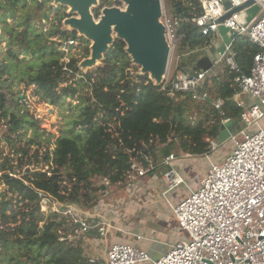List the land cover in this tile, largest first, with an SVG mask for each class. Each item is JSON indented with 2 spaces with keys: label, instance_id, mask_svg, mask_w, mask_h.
<instances>
[{
  "label": "trees",
  "instance_id": "obj_1",
  "mask_svg": "<svg viewBox=\"0 0 264 264\" xmlns=\"http://www.w3.org/2000/svg\"><path fill=\"white\" fill-rule=\"evenodd\" d=\"M167 1L173 14L186 19H194L203 11L199 0ZM114 3L100 0L93 10L96 19L102 9ZM38 10L27 15V25ZM179 35L183 39L178 45V58L186 62L185 67L195 69L191 72H198L194 62L213 37L204 36L191 22L179 28ZM67 37L85 44L80 58L71 57L69 63H64L65 53L58 43L46 40L29 48L37 74L23 82L26 89L34 88L42 102L53 106L75 98L78 85L87 89L89 97L78 99L69 134L60 136L53 146L33 137L24 144L18 140L17 147L16 134L24 130V124L11 112L5 94L0 95V121H4L6 133L1 139L12 150L0 165V186L4 187L0 190V253L5 264H91L80 245L61 240L66 221L58 214L43 212V203L50 206L56 202L90 212L99 203L98 194L104 192L102 186H95L96 179L116 186L126 182L137 160L147 168L146 158L160 164L179 153L206 155L211 142L219 139L223 120L231 119L242 126L243 110L235 101L239 94L235 78L249 75L259 52L247 35L236 37L232 54L240 72L231 71L224 63L214 67L222 72L208 73V99L195 102L189 95L172 97L170 83L163 90V85H156L148 74L138 75L139 69L121 39L114 42L99 67L77 80L80 61L90 55V43L78 37L76 31ZM23 43L29 46L26 36ZM183 69L180 63L175 73ZM4 83L0 82L2 88ZM218 99L224 102L220 110L214 105ZM194 108L200 113L197 116L192 112ZM164 168L158 167L156 174Z\"/></svg>",
  "mask_w": 264,
  "mask_h": 264
},
{
  "label": "built area",
  "instance_id": "obj_2",
  "mask_svg": "<svg viewBox=\"0 0 264 264\" xmlns=\"http://www.w3.org/2000/svg\"><path fill=\"white\" fill-rule=\"evenodd\" d=\"M163 1L159 21L165 29V40L174 58L183 39L179 35V28L184 23H194L204 36L214 38L221 25L218 21L229 11L250 0H199L203 11L194 19H186L177 14L169 15ZM255 1L260 6V12L250 25L245 27L237 22L240 13L233 14L223 22L234 39L216 64L224 63L231 71L240 72L232 54V44L238 36L247 35L259 47L249 75L239 74L235 78L239 89L235 101L243 110L242 126H237V135L242 136L241 141L220 161H210L209 169L197 188L189 189L188 195L175 205L171 203L170 196L186 186L187 181L174 166L177 156L170 155L163 160V165L168 169L162 176L164 187L161 197L171 206L179 228L188 238L179 239L171 245L168 253L155 260L147 251L134 244L114 243L104 260L92 257L89 258L91 264H264V0ZM225 2L231 3L229 10L225 9ZM75 44V40L67 42L68 46ZM209 45L207 43L203 49H207ZM208 73L179 71L174 73V78L168 74L161 85L166 90L171 84L172 97L189 95L193 101L202 102L208 99L207 93L202 92ZM223 103L222 99H218L214 103L215 108L220 110ZM226 122L234 123L231 119H226L222 124ZM221 145L219 139L212 141L210 151L204 156L209 159L219 152ZM146 160V169L137 162L132 164L126 180V191L131 197L138 193L143 195L147 185L146 177L155 169L153 160ZM40 196L49 199L44 194ZM42 210H50L67 219L68 223L72 222L73 226L76 225L77 228L71 231L75 238L92 231L104 238L108 229L113 228L111 223L103 219L77 214L72 206L56 202L49 206L44 202ZM73 234L66 237L63 235L61 240L72 242ZM142 239V236H137L138 241Z\"/></svg>",
  "mask_w": 264,
  "mask_h": 264
},
{
  "label": "rangeland",
  "instance_id": "obj_3",
  "mask_svg": "<svg viewBox=\"0 0 264 264\" xmlns=\"http://www.w3.org/2000/svg\"><path fill=\"white\" fill-rule=\"evenodd\" d=\"M113 1H115V3L112 7H118L126 11L128 10V4L125 1ZM163 4L168 14H173L170 3L167 0H164ZM99 5L100 0H97L91 7L94 20H99L102 17L104 9L111 8L106 7L102 9L100 17L96 19L93 10L99 7ZM38 7L39 10L35 14V19L27 25V15L36 11ZM72 18H78L81 20L78 12L73 11L71 6L63 5L55 0H0V73L4 71L3 79H0V82L4 80L6 81L3 88L0 84V95L5 94L6 104L9 106L11 112L15 113L24 124V130L17 132L16 134L17 147L20 145V142L24 144L33 137L36 139L40 137L43 144H46L49 141L51 146H53L60 136L69 134L72 129V121L75 118V113L77 111V108L75 107L79 104L78 99L81 96H83L84 99L89 97L87 89L83 85H78V92L75 98H66L60 105L53 106L42 102L34 92V88L30 87L26 89L25 83L23 82L29 77L37 74L34 66V58L30 49L37 47L46 40H52L58 43L59 50L65 53V57L62 60L64 63H69L71 57L80 58L85 44L81 41H76L75 45L68 46L67 42L70 39H67V36L68 33L72 31H76L78 37L85 38L90 43V55L88 58L80 61V72L76 74V79L81 80L83 75L86 73H92L103 63L107 53L104 52L100 57L94 59L93 47L95 42L89 40L84 33L75 30L71 24L67 23V21ZM112 31V41L109 44L110 48L116 40L120 39L119 34L114 28ZM24 36L27 38L28 47L23 43ZM128 48L129 47L126 43V52L128 51ZM128 55L131 57L133 64L139 69L137 74L143 75L141 74L142 67L134 62L131 54ZM178 55L179 51L177 49L174 58H172L170 69L165 77H167L168 74L173 76L178 65L184 62L178 58ZM188 63L191 64L193 61L189 60ZM185 68L191 69L192 67L184 66V69ZM213 69L211 70L212 73L214 72ZM153 81L158 85L155 80ZM63 86L66 87L68 84L64 83ZM242 98L248 100L246 96H243ZM192 112L194 116L200 114L197 112L196 108H194ZM4 131V121H0V165L3 164L2 158L12 153L9 144L1 139L2 137H5L3 135H6ZM241 139L242 136L240 134L231 137L225 143H222L219 152L210 156L209 159L205 156L190 157L187 154L179 153L177 157L182 161L181 164L183 168L181 171L184 172L187 183L192 186V188L197 186L207 173L210 161L218 162L223 159L234 149L235 144L239 143ZM137 163L142 166L143 169H146L143 162L137 160ZM12 164L16 165V162H13ZM31 167L33 168V166ZM161 171L162 174H164L166 170L164 168V170ZM94 184L95 186H102L104 192L98 194L99 203L95 206L93 211H95L98 218L106 219V221L108 220V223H111L113 226V229H110V234L106 240L115 235L117 237L125 236L127 228L133 227V221L130 218L123 217V215L118 219L116 213L122 212L124 214V210L126 209V205H123V203H125L124 199H126L127 195L126 182L113 186L107 181L96 179ZM3 188V186H0V190ZM181 189H183L185 191L184 193L188 195L184 188ZM179 190L170 196L171 203L174 205L187 196L186 194L184 196H179V193L183 192H180ZM161 192V187H153V189L143 190V195H146L144 201L148 198L147 202L149 203L152 201L153 204L149 203L150 205H146L141 212L150 214L148 215V220L154 224L153 226H155V229L158 228L157 223L160 222V229H158L165 234L170 233V237L168 236L169 238L173 235L174 243L175 240L178 241L179 239L188 238L187 234L179 228L175 215H172L171 206L168 207L167 203H164V200L161 197ZM141 203H143V201ZM75 210L79 211L78 208H75ZM43 212L48 214L50 210H43ZM108 212L109 214H107ZM161 213L165 215L164 219L166 223L164 225L160 220ZM77 214L80 213L77 212ZM117 220L120 223L118 225ZM65 221L66 228L64 227L63 235L66 236L73 234L71 231H73L72 229H74L75 226H73L72 222L68 223L67 219H65ZM73 236L72 243L81 246L82 238H75V234H73ZM5 263L6 261L3 260L2 254L0 253V264Z\"/></svg>",
  "mask_w": 264,
  "mask_h": 264
},
{
  "label": "water",
  "instance_id": "obj_4",
  "mask_svg": "<svg viewBox=\"0 0 264 264\" xmlns=\"http://www.w3.org/2000/svg\"><path fill=\"white\" fill-rule=\"evenodd\" d=\"M55 1L71 6L73 11L78 12L81 20L72 18L67 23L95 42L94 59L109 51L114 28L120 39L127 43L129 47L127 53L131 54L134 62L142 67L141 74L150 75L151 80L155 79L158 85L163 83L170 69L172 56L165 40V29L159 21L162 15V0H116V2L125 1L128 4V10L118 7L106 8L99 20H94L91 12V7L97 0ZM224 7L229 10L231 3L225 2ZM259 12L260 6L255 0H250L226 13L218 21L221 24L218 35L221 38L216 42L213 39L209 48L200 51L195 68L199 71L210 72L225 53L226 47L232 43L234 35L231 34L229 28L223 25V22L231 18L233 14L240 13L237 22L246 27L257 18ZM181 65L184 67L185 63ZM184 71L190 72L188 68ZM209 81L210 79L207 78L202 89L203 93H206ZM235 135H237L236 124L226 122L221 125L219 134L221 143H225Z\"/></svg>",
  "mask_w": 264,
  "mask_h": 264
},
{
  "label": "crops",
  "instance_id": "obj_5",
  "mask_svg": "<svg viewBox=\"0 0 264 264\" xmlns=\"http://www.w3.org/2000/svg\"><path fill=\"white\" fill-rule=\"evenodd\" d=\"M220 38H221L220 35L217 34L216 37L213 38L214 42L218 41ZM209 47H210V45H209ZM221 64H218V65H221ZM218 65H216L215 67H217ZM194 66H195V62H194ZM189 70L191 72L195 69L191 68ZM213 71L215 73H218V72L221 73L222 69H215L214 68ZM183 72H185L184 69H183ZM246 101H248V100L246 99ZM262 126L264 127V122L262 123ZM181 163H182V161L177 159V161L174 162V166L177 167L180 170V172L185 176L184 172L181 171L183 168ZM154 164H155V162H154ZM158 167L159 168L166 167L165 165H163V160L160 164L155 165V169H154L155 173L152 172V173H150V175H148V177H146V179H147L146 184L147 185L145 186L144 190L153 189V187H155V188L161 187V189H163L164 186L162 183V176H163L162 171L160 170V172L157 174L155 171ZM166 169H168V167H166ZM186 181H187V179H186ZM197 186L192 188V186H190L187 183L186 186L181 187V188H184L186 190V192L189 193V189L193 190V189L197 188ZM181 188H180V190L179 189L178 190L180 192H182V191L183 192L179 193V196H184L186 193H184L185 191ZM145 197H146V195H142L141 193H138V195H135V197H131L129 195V193H127L126 199H124L125 203H123L124 206L126 205V209L124 210V214L122 212L116 213V217H118V219L120 218V216L123 215V217L125 216V218H130L133 221L132 222L133 227L127 228V231L125 232V236L117 237L115 235L114 237H110L106 240V238L110 234L109 233L110 229H108L107 235L104 238H101L99 236L98 232H96V231H92L91 233L81 237L82 238L81 247L83 248L84 253L86 254V257H88V258L95 257L97 259L104 260L107 256V251L109 250L111 245L114 243H119V242L134 244L137 247L144 249L145 251H147L149 253L151 258L154 260L159 259L160 257H162L163 255H165L166 253L169 252L171 245H173V243H174L173 235L171 238H169L170 233L165 234V233L161 232L159 230L160 229V222L157 223L159 229L158 228L155 229L154 228L155 226H153L154 224L148 220V215H150V214H148L146 212H143V213L141 212V210H143V208L146 205L153 204L152 201L149 202L150 204L147 202L148 198L144 201ZM142 201H143V203H141ZM164 203H166V201H164ZM167 206L169 207L170 205L167 204ZM171 211H172V215H173L174 214L173 210L171 209ZM77 212L80 214H83L85 217L98 218L95 214V211H90V212L85 211L84 212L83 210L79 209V211L77 210ZM107 214H109V212ZM164 216L165 215L163 213H161L162 218L160 217V220L162 221L161 223H163V225L166 223ZM105 221H106V219H105ZM117 222H118L117 225L120 224L118 220H117ZM111 232H113V231H111ZM138 235L142 236L143 239L138 241L137 240ZM175 242H176V240H175Z\"/></svg>",
  "mask_w": 264,
  "mask_h": 264
},
{
  "label": "bare ground",
  "instance_id": "obj_6",
  "mask_svg": "<svg viewBox=\"0 0 264 264\" xmlns=\"http://www.w3.org/2000/svg\"><path fill=\"white\" fill-rule=\"evenodd\" d=\"M155 80V79H154Z\"/></svg>",
  "mask_w": 264,
  "mask_h": 264
}]
</instances>
